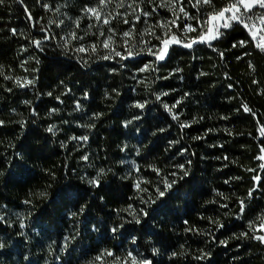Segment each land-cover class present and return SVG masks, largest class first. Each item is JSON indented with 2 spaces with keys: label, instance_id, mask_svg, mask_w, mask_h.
<instances>
[{
  "label": "trees",
  "instance_id": "obj_1",
  "mask_svg": "<svg viewBox=\"0 0 264 264\" xmlns=\"http://www.w3.org/2000/svg\"><path fill=\"white\" fill-rule=\"evenodd\" d=\"M131 1L152 29L175 20ZM169 1L195 31L178 21L146 47L119 40L116 13L91 19L99 0L0 4V264H264L261 41L215 21L223 35L200 42L230 0Z\"/></svg>",
  "mask_w": 264,
  "mask_h": 264
},
{
  "label": "rangeland",
  "instance_id": "obj_2",
  "mask_svg": "<svg viewBox=\"0 0 264 264\" xmlns=\"http://www.w3.org/2000/svg\"><path fill=\"white\" fill-rule=\"evenodd\" d=\"M111 3L116 4L117 9H114V10L110 9ZM159 6L162 7V10L170 9L173 14V18L175 20L167 21L163 19V17L161 18L159 17L158 18L159 19L158 29L156 30H161L162 33L166 35L169 30L174 28V26L176 25L175 22L179 21L183 25V30L179 31L180 34L182 36H185L186 40H189L190 38L188 37V34L193 31H188L185 26L191 25V19H189V17L185 15L183 11H181V9L179 8L177 4L169 0H160ZM115 13L117 14V16L118 15L120 16L119 18H123L122 21L124 22V24L127 23L130 25V27L128 28V31H125L129 33V35L124 36L123 34L122 36H120L119 40L122 41L125 46H130L132 45L131 40H133L135 36L138 42L146 47L147 45H145L146 41L144 40V38L153 36L156 30L152 29L153 27L147 23V19L149 18V16L145 15V13H142L140 10H137L131 0H108V2L104 4H100V8L97 10L96 14L91 13V12H89L88 14L91 19H92V16H96L95 21H98V22L100 21L99 24H107V23H104V21L105 20L109 21V18H113ZM140 18H143L144 22H142L141 25L137 26L136 24ZM204 25H207L208 28H210V18H208V20L205 21ZM215 25H216V22L211 20V28L212 26L215 28ZM257 30L259 29H256V31ZM135 33L137 35H135ZM112 34H110L107 37L106 42L108 46L105 47V44H104V48L108 52V59L120 60L122 59L123 56L117 49H114L113 43H115L116 41H114V37L112 36ZM36 47H38L37 44H36ZM144 55L155 57L156 56L155 48H153V46H148V50L144 52ZM71 141L75 142L74 139H72ZM259 230L261 231L262 236H264V225L260 227Z\"/></svg>",
  "mask_w": 264,
  "mask_h": 264
},
{
  "label": "snow or ice",
  "instance_id": "obj_3",
  "mask_svg": "<svg viewBox=\"0 0 264 264\" xmlns=\"http://www.w3.org/2000/svg\"><path fill=\"white\" fill-rule=\"evenodd\" d=\"M4 2V0H0V4H2ZM100 4H104L106 2H108V0H99ZM196 4H200V5H208V6H212V0H196ZM259 8V9H264V0H230V2L223 8L220 9H214L213 13L209 14V18L213 21H223V23H221L219 25V27H222L224 29H228L233 27V24H242L244 28L249 30L250 35L252 36L253 40H257V37L259 38V41L264 42V34H260V33H264V29H259L257 31H253L254 29H256V25L253 24H249L246 21H251L253 20V16H256L257 19H259L261 24H264V12H260L258 15L256 13L253 12L254 9ZM86 11L91 12L96 14L97 13V9L96 8H87ZM181 11H183V9H181ZM249 13H253V15H248ZM226 14H230V15H226ZM145 15H149V13H145ZM127 22V21H125ZM104 23H108L107 20L104 21ZM186 29L188 31H195L194 28H192L191 25H186L185 26ZM129 33L125 32L124 36H128ZM220 35H223V33H221L219 31V28L215 29V32H213L212 28H209L207 30V32H205L203 35H201L199 37L200 42H206L210 39H216L218 38ZM170 42L172 43H180L181 41L173 36L171 37L170 41L169 40H165L162 43L167 46ZM195 42V41H193ZM261 42H257L256 43V47L260 48L261 51H264V43ZM37 45H39V41H36ZM247 42L246 41H239V45L240 46H244ZM107 42H105V47H107ZM184 47H191L192 44L191 43H185L183 45ZM234 47L236 45H233ZM80 51H83V49H79ZM164 49L161 50L160 53H157V59H163L164 58ZM119 54V53H117ZM143 70V69H142ZM28 83H32L31 81H29ZM140 107H142V105H138ZM167 107V105L165 106ZM245 111H250V109L247 108V106H244ZM175 118V117H174ZM48 131H52L51 128L48 129ZM83 139H87V137H84ZM264 158V157H262ZM181 168L183 167L182 165L180 166ZM187 174V173H185ZM255 179H259L258 177H256ZM92 183H95V181H92ZM166 187H171V184H168L167 182L165 183ZM159 191V190H158ZM159 195L163 196L164 192L163 191H159ZM251 195V193H250ZM241 208L243 210V202H241ZM74 215V214H73ZM242 235H247L246 233L242 234ZM255 239L260 240L262 243H264V236H258V237H254ZM2 246V245H0ZM111 254V253H109Z\"/></svg>",
  "mask_w": 264,
  "mask_h": 264
},
{
  "label": "water",
  "instance_id": "obj_4",
  "mask_svg": "<svg viewBox=\"0 0 264 264\" xmlns=\"http://www.w3.org/2000/svg\"><path fill=\"white\" fill-rule=\"evenodd\" d=\"M216 22H217L218 25H220V21H216ZM210 28H211V19H210ZM209 42H210V38H209L207 44H209ZM138 58H142V56H139Z\"/></svg>",
  "mask_w": 264,
  "mask_h": 264
},
{
  "label": "built area",
  "instance_id": "obj_5",
  "mask_svg": "<svg viewBox=\"0 0 264 264\" xmlns=\"http://www.w3.org/2000/svg\"><path fill=\"white\" fill-rule=\"evenodd\" d=\"M263 25V24H262ZM261 28V27H260Z\"/></svg>",
  "mask_w": 264,
  "mask_h": 264
}]
</instances>
